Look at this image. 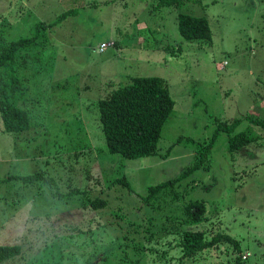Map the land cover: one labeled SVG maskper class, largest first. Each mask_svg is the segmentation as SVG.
<instances>
[{
	"label": "rangeland",
	"instance_id": "obj_1",
	"mask_svg": "<svg viewBox=\"0 0 264 264\" xmlns=\"http://www.w3.org/2000/svg\"><path fill=\"white\" fill-rule=\"evenodd\" d=\"M154 5L0 0L1 46L31 37L37 23L76 10L51 29H40L27 52L31 58L19 69L23 92L10 100L29 111L31 128L4 133L0 118V245L21 248L19 256L0 264H237V256L240 264H264V139L231 154L229 135L220 132L209 167L178 184L177 203L159 209L141 202L148 187L175 179L194 163L198 146L210 142L219 122L239 118L235 133L251 127L264 137L247 120H264V0ZM181 14L205 17L211 43L183 40ZM102 43L110 46L100 52ZM137 76L163 78L175 107L156 154L130 160L107 151L96 104ZM35 173L54 182H2ZM120 178L130 191L113 184ZM96 198L107 207L92 209L89 202ZM193 200L206 208L205 220L193 230L204 231L207 239L229 235L238 241L239 254L221 244L180 261L177 241L162 239L149 250L144 229L135 232L153 218L151 229L160 241L168 235L160 232L161 214L179 215Z\"/></svg>",
	"mask_w": 264,
	"mask_h": 264
},
{
	"label": "trees",
	"instance_id": "obj_2",
	"mask_svg": "<svg viewBox=\"0 0 264 264\" xmlns=\"http://www.w3.org/2000/svg\"><path fill=\"white\" fill-rule=\"evenodd\" d=\"M155 8L178 7L182 0H152ZM76 10H69L57 16L53 23H37L34 34L28 38H20L0 45V118L2 132L8 134H20L31 128V115L23 107L14 104L10 98L21 94L23 82L19 78V69L31 58L27 53L34 47L39 38L40 29H51L56 24L61 23L67 17L75 15ZM177 28L181 38L187 42L211 43V29L205 17H195L181 14L177 19ZM22 52H25L22 54ZM29 61V60H28ZM96 107L99 113V123L106 143L107 151L111 154H118L126 159H138L156 154L157 145L161 137L164 124L170 117L175 107L169 86L161 77H132L127 85L117 86L110 93L97 101ZM249 124L260 128L264 132V120L251 117L247 118ZM242 120L232 119L228 122H219L213 138L208 144L199 145L194 158V163L183 170L175 179L159 183L147 188V194L141 198L145 206H155L159 209L164 205L180 200L181 195L176 188L178 184L189 174L209 167V153L213 146L216 135L225 132L229 135L228 149L232 154L237 150L250 146L263 140L264 137L253 133L251 127H247L241 132L235 133ZM181 138L178 139V142ZM177 142V143H178ZM258 142V145L260 144ZM19 180L24 184H33L37 181L53 183L52 178H45L41 173L26 176L8 177L4 181ZM128 186L125 178L116 179L113 184ZM71 193H78L71 191ZM89 206L94 209H104L107 202L104 199L96 198L89 202ZM206 208L204 202L193 200L179 209V215H163L165 222H162L160 232L168 234L164 237H156L152 231L149 218L142 222L143 226H136L135 232L144 229L145 243L149 250L152 246H158L162 239H172L177 241V248L180 251V261L193 258L197 253L206 250L216 249L221 244L231 245L235 254H239V243L226 234L217 233L210 239L206 238L205 232L193 230V226L205 220ZM151 223V225H150ZM129 226H135L131 222ZM70 229V228H68ZM128 234V231H126ZM140 246V241H135ZM21 254L20 246L0 245V263L9 261ZM241 258L237 256L235 262L240 264Z\"/></svg>",
	"mask_w": 264,
	"mask_h": 264
},
{
	"label": "built area",
	"instance_id": "obj_3",
	"mask_svg": "<svg viewBox=\"0 0 264 264\" xmlns=\"http://www.w3.org/2000/svg\"><path fill=\"white\" fill-rule=\"evenodd\" d=\"M108 46H110V44L108 43L100 44V47H99L100 52L104 51V49L107 48ZM243 259H245V257H243Z\"/></svg>",
	"mask_w": 264,
	"mask_h": 264
}]
</instances>
